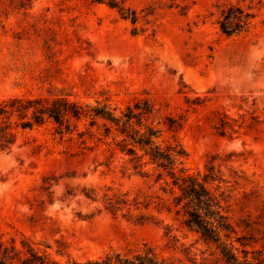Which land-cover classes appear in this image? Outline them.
I'll return each mask as SVG.
<instances>
[{
	"label": "rangeland",
	"instance_id": "1",
	"mask_svg": "<svg viewBox=\"0 0 264 264\" xmlns=\"http://www.w3.org/2000/svg\"><path fill=\"white\" fill-rule=\"evenodd\" d=\"M123 1L138 13L137 35L130 21L90 0H32L28 8H20L19 0H0V100L44 95L53 85L66 88L80 102L109 96L120 108L145 92L166 112L185 113L189 107L179 93L182 82L190 100H205L196 111L189 109L178 134L188 153L186 168L203 171L213 162L225 181L230 222L238 234L261 238L264 0ZM228 2L256 14L247 33L226 38L219 32V10ZM216 111L234 118L244 114L257 130L233 139L218 136L211 121ZM28 136L35 141L0 151V231L5 239L18 240L22 233L54 248L55 241L62 240L79 262L144 244L164 256L182 257L179 251L165 249L162 226L114 218L82 193L96 189L102 195L111 187L156 201L164 195L154 176L136 175L119 155L111 162L104 146L88 142L90 148L80 151L75 144L61 143L50 125ZM159 216L181 243L193 245L202 261L206 248L183 226L182 218L166 212ZM204 257L205 264H220L209 252Z\"/></svg>",
	"mask_w": 264,
	"mask_h": 264
},
{
	"label": "trees",
	"instance_id": "2",
	"mask_svg": "<svg viewBox=\"0 0 264 264\" xmlns=\"http://www.w3.org/2000/svg\"><path fill=\"white\" fill-rule=\"evenodd\" d=\"M90 1L115 10L121 19L134 26L132 34H138V13L123 0ZM31 4L32 0L18 2L20 8ZM251 9L231 2L221 6L216 21L221 35L232 38L247 33L256 17ZM180 85L179 93L184 94L189 107L185 113L166 112L145 92L134 96L123 108L113 105L109 96L94 103L80 102L72 99L73 94L66 88L53 85L44 95L2 99L0 151L11 152L15 147L35 141L28 133L47 125L61 143L75 144L80 151L90 148L88 142L104 146L107 159L119 155L125 168L136 175L154 176L156 183L161 182L164 196H157L156 201L147 196L141 200L139 195L131 197L128 192L111 187L102 195L96 189H85L83 196L93 203H101L99 211L114 218L121 216L135 225L162 226L165 249L179 251L182 257L164 256L152 245L144 244L141 249L110 250L97 259L79 262L69 255L62 240H56L54 248L45 240L35 241L22 233L18 240L16 236L5 239L0 231V264H205L206 252L220 264H264V234L261 238L251 233L238 234L227 215L228 195L218 167L209 161L203 171L190 172L186 168L188 153L178 134L187 122L189 109L196 111L204 106L205 100L200 97L190 100L183 92L185 85L182 82ZM238 118L216 111L211 117L215 133L233 139L257 130L255 122L246 119L244 114ZM163 212L181 217L183 226L198 235L197 242L206 248L201 251L202 261L193 252V245L181 243L172 233V227L160 218ZM33 218H29L32 227L36 225ZM57 257L67 260L62 262Z\"/></svg>",
	"mask_w": 264,
	"mask_h": 264
}]
</instances>
